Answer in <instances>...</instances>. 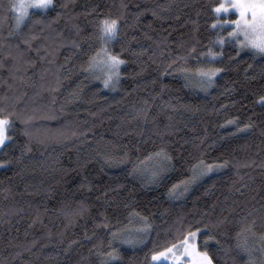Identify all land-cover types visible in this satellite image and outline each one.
<instances>
[{"label": "trees", "instance_id": "1", "mask_svg": "<svg viewBox=\"0 0 264 264\" xmlns=\"http://www.w3.org/2000/svg\"><path fill=\"white\" fill-rule=\"evenodd\" d=\"M14 1L0 0V116L12 121L0 264H102L113 248L111 264H168L153 252L196 228L213 264H264V55H237L228 28L212 27L221 0H53L19 29ZM105 17L118 18L107 48L125 61L116 90L88 68ZM209 47L221 55H199ZM207 67L225 71L204 90L195 73ZM160 156L155 181L137 175ZM201 160L229 164L185 191ZM136 217L150 229L144 242L115 248L113 232Z\"/></svg>", "mask_w": 264, "mask_h": 264}, {"label": "snow or ice", "instance_id": "2", "mask_svg": "<svg viewBox=\"0 0 264 264\" xmlns=\"http://www.w3.org/2000/svg\"><path fill=\"white\" fill-rule=\"evenodd\" d=\"M53 3V0H15L11 5V10L15 13V27L19 29L22 22H24L25 17L28 15L30 8L43 9L49 7ZM67 7V4L63 5ZM124 7V5H122ZM213 11L219 17V14L224 13L228 14L229 12H234L237 14V18L234 20L231 19H217L212 27H216L219 24L221 27L223 25H234L231 31L227 33L229 38H234L237 40L238 49L237 55L239 54L240 49L251 48L256 51V54H264V0H224V2L219 3L215 6ZM153 15H156L153 12ZM95 27L99 32L98 39L101 43V48L98 50L97 55L103 54L104 59L103 63L108 70V75L104 79V87H110V81L113 77H119L120 75V65L125 63L118 54H112L107 45L114 41L119 32V22L118 18H109L105 17L100 19ZM243 35V39L239 37ZM26 44L29 43L27 40L24 41ZM199 42V41H197ZM226 40L224 36L217 37V43L220 46L225 44ZM189 54L195 57L196 48L193 47L189 50ZM200 56H207L211 59H215L221 53L213 52L209 47L207 53L201 52ZM185 59V58H181ZM228 59L231 61L233 57L229 55ZM211 61H209L210 63ZM96 66V56H93L89 60L88 68L91 69ZM171 67V66H170ZM251 65H249V68ZM182 72H186V69H180ZM225 71L222 67H207V68H198L196 70V75L200 78V86L207 90V87H210L213 84V78L217 76L218 73ZM247 72V69H245ZM98 78V77H97ZM247 78V77H246ZM259 103L264 104V95L259 97ZM3 112V109H0V113ZM227 124H236L237 121L235 118L227 120ZM250 127V125L245 124L243 127L238 128L237 131H245ZM12 128V121L10 117L0 116V147L6 144V141L12 139L9 135V131ZM25 135H28L25 132ZM157 155H160L158 153ZM165 159H170L165 155ZM11 163L9 161L0 162V167L5 166L6 164ZM229 161L225 160L222 163H210L206 164L203 160L199 161L196 165L192 167V175L180 183L183 184L184 190H187L188 185L196 182L202 176L207 175L212 172L214 169L227 167ZM178 186L173 185L174 191ZM107 225H105L106 227ZM205 229L208 227L204 226ZM149 226L145 224L143 228L138 229L139 233H147L149 231ZM201 229L196 228L195 231H189L187 234H183V240L179 241L177 244H173L170 247L165 248L162 252H153L151 257L152 261H159L160 259H169L176 261L177 264H213V258L209 255L207 251H200L197 245L196 237L200 233ZM116 238L117 234H112ZM239 235V233L237 234ZM207 239H212L208 237ZM261 241L264 242V236H261ZM123 243H143L144 237L138 236L135 239H126L122 241ZM207 241H205L206 243ZM239 246V245H238ZM109 248H111V242H109ZM182 249V251H180ZM179 254L177 255V252ZM100 255L104 257L102 264H111L113 260L119 258V253L116 249H112L108 252H101Z\"/></svg>", "mask_w": 264, "mask_h": 264}, {"label": "rangeland", "instance_id": "3", "mask_svg": "<svg viewBox=\"0 0 264 264\" xmlns=\"http://www.w3.org/2000/svg\"><path fill=\"white\" fill-rule=\"evenodd\" d=\"M15 2V1H14ZM221 2H224V0H221ZM52 5V4H51ZM50 5V6H51ZM49 6V7H50ZM49 7L47 8H43V9H37V8H30L29 11H28V14H30L31 12L33 11H40V12H43V11H46ZM215 8V7H214ZM214 12V11H213ZM235 14V17H230L231 14ZM215 16H216V19L212 22V24L219 18L221 20H224V19H231V20H234L237 18V14L234 13V12H229L228 14H224V13H221L219 14V17H217V14L214 12ZM15 17V16H14ZM27 17V16H26ZM25 17V19H26ZM24 19V21H25ZM23 23V22H22ZM22 25V24H21ZM20 25V26H21ZM217 26H220L219 24H217ZM14 27H15V19H14ZM221 27V26H220ZM234 27V25H228V24H225L223 25V28H228L227 32H226V39H229V40H233L237 43V40L234 39V38H229L227 36V33L229 31L232 30V28ZM16 28V27H15ZM17 29V28H16ZM243 35H241L239 37V39H243ZM238 44V43H237ZM243 50H250L252 52H256L254 49H251V48H244ZM264 55V54H263ZM103 59H104V56L103 54L101 53L99 58L96 59V66L91 68L90 69V73L96 77V79L99 81L101 87L104 89V90H116L117 86H118V82L120 80V75L119 77H113L112 80L110 81V87H107L105 88L104 87V84H103V81L104 79L107 77L108 75V70L106 68V66L104 65L103 63ZM122 65H120V68H121ZM98 77V78H97ZM2 147H0V150H1ZM164 159H162V156H160V158H155L153 161H148L146 162L144 165H142L140 168H138V171H137V175L140 176L141 178H144V180H146L147 182H150L152 183L153 181H155L161 174H158V172L160 171V167L162 168L164 165ZM216 169H214L213 171H215ZM212 171V172H213ZM211 174L208 173L207 175ZM205 175V176H207ZM205 176H202L201 178H204ZM200 178V179H201ZM200 179H198L197 181H199ZM196 181V182H197ZM195 183V182H194ZM193 184V183H192ZM191 184V185H192ZM143 218H139V217H136V218H132L131 221L129 222L128 225H126L125 227H122V228H119L117 230H115L113 233H116L117 236L116 238L113 237L112 235V239H113V245H115V248H119L121 246H128L129 244H132V243H123L122 241L123 240H126V239H135L136 237L138 236H143L144 237V240L146 239V233H139L137 230L140 229V228H143ZM195 231V230H194ZM198 236H199V233L196 237V241H197V245H198ZM141 243H135L133 244L132 246L130 247H134V246H137V245H140ZM261 247H264L263 245H260ZM180 251H182V249H180ZM255 253L257 252V248L255 250H253L251 248V252L250 254L252 253ZM179 254V251L177 252V255ZM259 255V254H258ZM248 258L249 260H252L253 258L251 257V255L248 254ZM153 263H168V264H177L176 261L172 260L171 258L165 260V259H160L159 261H152Z\"/></svg>", "mask_w": 264, "mask_h": 264}]
</instances>
